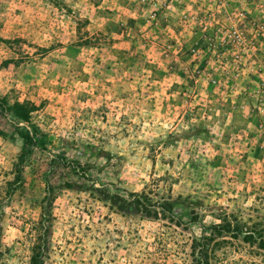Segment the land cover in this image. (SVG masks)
Instances as JSON below:
<instances>
[{
	"label": "rangeland",
	"instance_id": "rangeland-1",
	"mask_svg": "<svg viewBox=\"0 0 264 264\" xmlns=\"http://www.w3.org/2000/svg\"><path fill=\"white\" fill-rule=\"evenodd\" d=\"M0 97V264H264V0H0Z\"/></svg>",
	"mask_w": 264,
	"mask_h": 264
},
{
	"label": "trees",
	"instance_id": "trees-1",
	"mask_svg": "<svg viewBox=\"0 0 264 264\" xmlns=\"http://www.w3.org/2000/svg\"><path fill=\"white\" fill-rule=\"evenodd\" d=\"M0 107H2V104L5 103V98L0 97ZM14 116L18 118L21 121L29 122L31 119V113L33 110H35V105L31 102L28 103H16L13 106L9 108ZM20 135L24 141L25 144L33 146L35 145V137L33 135H30V130L27 128H21L20 129ZM40 133V132H39Z\"/></svg>",
	"mask_w": 264,
	"mask_h": 264
}]
</instances>
